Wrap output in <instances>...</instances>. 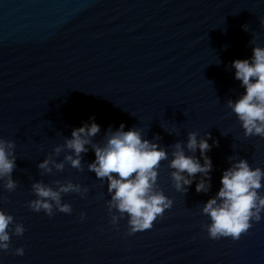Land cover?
<instances>
[{"label":"water","instance_id":"95a60500","mask_svg":"<svg viewBox=\"0 0 264 264\" xmlns=\"http://www.w3.org/2000/svg\"><path fill=\"white\" fill-rule=\"evenodd\" d=\"M254 46L264 47V0H0V140L14 158V186L0 177V210L13 216L0 264H264V210L238 239L210 238L202 211L236 161L264 170V136L245 135L228 103L244 91L231 62ZM89 118L100 131L75 167L66 141ZM121 124L168 153L154 191L171 206L135 233L107 177L89 168L93 145ZM190 133L210 144L212 168L177 189L175 145L203 163ZM201 180L207 191L196 190ZM36 183L73 185L60 191L71 210L50 198V214L33 210Z\"/></svg>","mask_w":264,"mask_h":264},{"label":"clouds","instance_id":"9594fccd","mask_svg":"<svg viewBox=\"0 0 264 264\" xmlns=\"http://www.w3.org/2000/svg\"><path fill=\"white\" fill-rule=\"evenodd\" d=\"M234 76L241 82L244 91L235 100H230L229 106L237 115L245 130V135L264 136V47L254 46L251 57L237 58L232 62ZM100 131V125L93 118L72 129L71 138L66 146L73 150L75 157L68 156L72 165L79 167L81 152L87 151L85 145L91 143L90 138ZM95 160L89 168L98 177H107L108 191L112 193V203L121 212L129 216L130 231L135 233L150 229L153 222L171 206V200L162 192L154 191L157 178V168L162 159H167L168 153L156 143L142 139L136 128L124 130V125L111 132L104 145H93ZM187 148L195 152L199 148L203 163L193 155H186L179 143L175 145L170 167L177 189L192 183L191 177L196 173L207 176L212 168L211 159L205 154L210 148L206 139H197L195 133H190ZM11 144L0 140V177L8 176L6 187L12 188L14 181L10 174L14 168V158L10 156ZM58 168L61 164L56 165ZM48 167V161L40 164ZM187 175H184V173ZM115 173L116 175H113ZM264 170L252 168L245 159L236 161L225 169L220 177V188L214 197L209 198L202 211L210 217L211 223L207 231L210 238L231 237L238 239L251 226L252 221L262 219L260 213L264 210V196L257 189L262 187ZM73 185H62L60 190H53L41 183L34 185L38 199L31 203L35 211L41 208L51 212L54 201L61 211L69 212L70 206L60 204V191H69ZM196 190L207 191L208 184L201 180L196 184ZM13 216L0 210V249L9 248V227ZM24 227L17 224L15 233L22 235ZM16 254L23 255V247H17Z\"/></svg>","mask_w":264,"mask_h":264}]
</instances>
